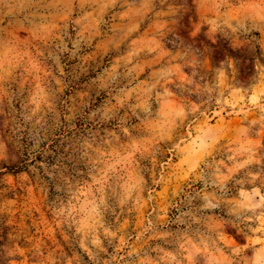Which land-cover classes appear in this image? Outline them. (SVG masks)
Instances as JSON below:
<instances>
[{"label":"rangeland","instance_id":"obj_1","mask_svg":"<svg viewBox=\"0 0 264 264\" xmlns=\"http://www.w3.org/2000/svg\"><path fill=\"white\" fill-rule=\"evenodd\" d=\"M0 264H264V0H0Z\"/></svg>","mask_w":264,"mask_h":264}]
</instances>
